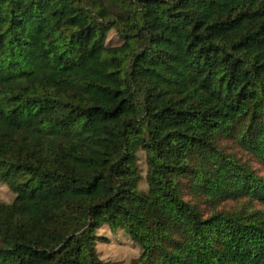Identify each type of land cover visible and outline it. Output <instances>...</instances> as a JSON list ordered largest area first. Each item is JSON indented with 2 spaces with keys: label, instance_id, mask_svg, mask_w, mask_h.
I'll return each mask as SVG.
<instances>
[{
  "label": "trees",
  "instance_id": "16d2710c",
  "mask_svg": "<svg viewBox=\"0 0 264 264\" xmlns=\"http://www.w3.org/2000/svg\"><path fill=\"white\" fill-rule=\"evenodd\" d=\"M252 160L264 0H0V264H264Z\"/></svg>",
  "mask_w": 264,
  "mask_h": 264
},
{
  "label": "rangeland",
  "instance_id": "374dc122",
  "mask_svg": "<svg viewBox=\"0 0 264 264\" xmlns=\"http://www.w3.org/2000/svg\"><path fill=\"white\" fill-rule=\"evenodd\" d=\"M107 44L116 45L120 43L116 32L110 30L106 39ZM139 164L142 169V178L140 181V188L145 189L146 184L144 180V169L145 164L143 162L142 154L139 153ZM252 164L258 169L259 173H264V167L252 160ZM15 194L9 189L7 185L0 182V201L11 202ZM207 203H203L202 208L205 207ZM236 205L233 201H227L225 204L219 205V209H230L232 206ZM98 233L106 237L105 242L97 243V250L101 259L110 260L114 264H129L131 259L135 258L139 254V247L130 239V237L121 229L116 231H111L106 225L99 228Z\"/></svg>",
  "mask_w": 264,
  "mask_h": 264
}]
</instances>
